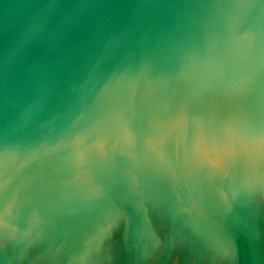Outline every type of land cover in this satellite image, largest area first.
Returning a JSON list of instances; mask_svg holds the SVG:
<instances>
[{
    "label": "water",
    "instance_id": "1",
    "mask_svg": "<svg viewBox=\"0 0 264 264\" xmlns=\"http://www.w3.org/2000/svg\"><path fill=\"white\" fill-rule=\"evenodd\" d=\"M0 264H264V0H0Z\"/></svg>",
    "mask_w": 264,
    "mask_h": 264
}]
</instances>
